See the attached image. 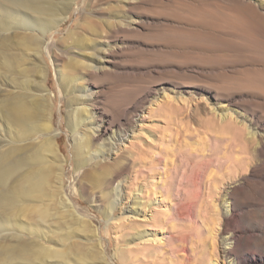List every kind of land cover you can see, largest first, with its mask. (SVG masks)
I'll use <instances>...</instances> for the list:
<instances>
[{
    "label": "rangeland",
    "instance_id": "1",
    "mask_svg": "<svg viewBox=\"0 0 264 264\" xmlns=\"http://www.w3.org/2000/svg\"><path fill=\"white\" fill-rule=\"evenodd\" d=\"M82 2L70 3L69 11L62 13L64 18L53 33L44 36L41 47V64L46 66L42 80L52 99L53 128L66 158V184L72 180L73 149L66 127L69 104L59 87L56 70L67 59L62 55L54 63V51L48 55L46 46L50 42L56 46L67 42L77 53L75 49L81 43L76 39L89 34L97 39L95 44L101 49L112 50L103 73L85 76L90 82L98 79L95 78L97 87L93 90H98L99 105L108 99L119 105L114 104L117 111L130 113L129 104L143 89L152 93L145 118L137 119L134 132L119 146L133 156L129 159L128 176L120 187L123 204H129L134 195H139L141 202L151 200L150 204L146 208L142 204L136 213L120 212L117 206L113 218L107 220L100 206L77 194L81 209L96 228L97 236L90 235L91 244H100L107 264H135L138 256L140 261L136 264H180L183 247L186 254H210L209 259H213L215 229L227 209L224 187L240 179L237 190L229 194L239 207L236 223L244 235L239 250L244 253L245 264H264V150L256 154L261 146L257 138L246 134L251 127L241 110L255 108L264 118V0H133L125 5L128 8L120 3L116 6L114 0H108L110 6L107 0H101L90 8L94 14L89 18L82 17L76 9ZM87 2L82 3L83 8L89 7ZM121 16L133 21L134 28L124 32L109 29L105 21ZM88 20L93 21L94 30L87 26ZM88 51L91 52L85 49ZM252 69L263 72L257 75L249 72ZM217 86L225 88L221 91L223 96L229 92L234 98L233 105L223 108L228 113L235 111L231 114L237 122L235 128H226V120L222 121L218 115L224 98L217 102L207 93L217 90ZM151 154L166 159L165 171L159 169L160 174L149 171L150 175L147 172V176L137 181L139 173L134 176L131 167H138L140 157L149 161ZM137 230H146L143 239L157 241L139 244L135 239ZM191 233L203 238L204 246L203 242L193 246ZM174 234L179 237L173 239ZM125 242L129 246L124 248L121 244Z\"/></svg>",
    "mask_w": 264,
    "mask_h": 264
},
{
    "label": "bare ground",
    "instance_id": "2",
    "mask_svg": "<svg viewBox=\"0 0 264 264\" xmlns=\"http://www.w3.org/2000/svg\"><path fill=\"white\" fill-rule=\"evenodd\" d=\"M72 1L74 2V0H0V264H107L100 244L94 246L91 244L92 241H89L90 235L97 236L96 228L92 226L94 224H91L89 215L81 209L76 195L80 194L87 201L100 206L107 220L113 218L117 206H120L117 208L120 212L123 210L127 213H136L142 204L145 207L150 204L148 201H151L148 199L141 202L140 196L134 195L129 204L128 202L123 204L120 187L128 176L129 159L132 154L129 151L124 152L119 146L128 139L130 132H134L137 119L145 118V110L151 104L149 96H152V93L144 91L145 89L142 93L139 92L140 94L129 104L130 113L117 111L116 106L119 105L114 103L115 106L107 101L108 99L99 105L98 90H93L97 87L96 77L94 79L93 77L99 76L108 67L112 50L107 47L101 49L95 44L97 39L94 36L95 39L90 38L89 34L88 37L82 35L76 39L81 43L78 49H75L77 53L67 42L60 46L50 42L44 49L48 55L50 51H54V63L59 61L62 55L67 59V63L63 67L60 65L56 70L59 87L65 93L69 104L66 127L73 149L72 180L66 184V158L61 153L57 130L53 128L52 99L42 80L46 66L41 64V47L45 40L44 36L49 32L53 33L56 25L64 18L62 13L69 11ZM114 1L116 6L120 3L128 8L125 5L132 3L133 0ZM84 2L86 3V0L82 3ZM89 2L87 8H83L82 3L75 7L82 13V17L92 16L91 9L101 0ZM114 17L105 21L112 31L121 29L120 31L124 32L134 28L131 25L133 21H128L122 16L114 20ZM86 24L94 30L93 21L88 20ZM85 49H90L91 52H85ZM249 72L259 75L263 70L252 69ZM89 75H93L94 81L91 79L90 82V79L85 77ZM222 90L225 88L217 86V90L207 93L217 102H221L218 99L224 98L225 103L219 106L218 115H221L222 121L226 120V128H235L237 122L231 116L235 111L228 113L223 108L233 105L234 98L229 92L223 96ZM153 98L156 100L158 96ZM186 103L189 107V102ZM241 110L242 115L249 121L247 126L251 127L245 133L248 137L258 139L261 147H257L256 154L262 153L264 133L261 134L258 129L264 130V118L255 108L249 110L242 107ZM218 115L217 119L220 120ZM236 129L240 135V129L237 127ZM153 155L149 161L140 157L142 161H139L138 167H135L136 165L131 167L134 176L139 173L137 181L139 177L147 176L149 171L156 170L157 174L165 171L166 163L163 162L166 159ZM159 178L161 180V175ZM241 181L239 179L224 187V195L228 196L227 209L220 216L219 227L215 229L212 243L215 253L211 251L213 259H209L210 254H186L183 247L182 251L185 254L183 253L180 264L203 262L245 264L244 253L239 250L244 235L236 223L240 216L239 207L236 205V199L229 195L230 192L237 190ZM146 192L148 193L147 190ZM130 195L129 192L128 197ZM201 219L206 223L205 219ZM145 231H135L137 232L135 239L140 241L139 244L151 240L143 239L147 235ZM174 235L173 239L179 237L176 236L178 233ZM191 238L193 246L198 242L200 245L203 242L204 246V239L200 236L195 234L192 236L191 233L190 241ZM155 240L152 239L151 243ZM128 244L129 242H125L121 245L125 248L129 246ZM130 247L133 248L131 245ZM192 249L194 250V247ZM169 251L174 252V249ZM138 257L137 262L140 261Z\"/></svg>",
    "mask_w": 264,
    "mask_h": 264
}]
</instances>
